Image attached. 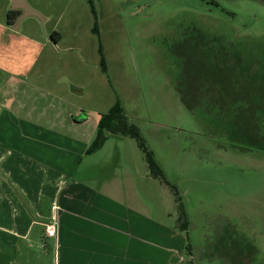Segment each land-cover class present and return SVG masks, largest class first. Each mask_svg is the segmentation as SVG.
Masks as SVG:
<instances>
[{
	"label": "rangeland",
	"instance_id": "obj_1",
	"mask_svg": "<svg viewBox=\"0 0 264 264\" xmlns=\"http://www.w3.org/2000/svg\"><path fill=\"white\" fill-rule=\"evenodd\" d=\"M26 1L50 20L44 27L28 21L35 20L43 35L54 28L63 37L58 54L74 57L88 66L90 81L98 75L104 83V112L119 100L139 127L158 177L148 174L134 138L112 135L101 157L108 163L115 151L127 154L119 171L138 196L135 206L170 230L185 224V264H264V114L253 118V138L244 108L231 112L201 100L197 108L193 98L187 109L178 92L183 65L176 53L183 42L205 35L202 52L237 51L249 71L262 74L264 1ZM9 7V0H0V11ZM69 46L81 49L66 52ZM89 80L85 87L93 90ZM46 249L45 243L34 247Z\"/></svg>",
	"mask_w": 264,
	"mask_h": 264
},
{
	"label": "crops",
	"instance_id": "obj_2",
	"mask_svg": "<svg viewBox=\"0 0 264 264\" xmlns=\"http://www.w3.org/2000/svg\"><path fill=\"white\" fill-rule=\"evenodd\" d=\"M6 10L0 11V264H185L184 225L170 230L135 206L138 196L119 171L127 154L115 151L108 163L101 157L112 136L88 153L106 113L104 83L98 75L90 81L88 66L74 57L59 55L63 37L54 39V28L43 35L26 19L15 30ZM54 218L57 238L47 235ZM42 243L46 252L37 253Z\"/></svg>",
	"mask_w": 264,
	"mask_h": 264
},
{
	"label": "trees",
	"instance_id": "obj_3",
	"mask_svg": "<svg viewBox=\"0 0 264 264\" xmlns=\"http://www.w3.org/2000/svg\"><path fill=\"white\" fill-rule=\"evenodd\" d=\"M19 14V10H10L8 22L13 24ZM55 36H59V34L52 35L54 39ZM206 41L205 35H199L197 36V43L188 40L180 44L176 50L178 57L182 58L183 65V78L178 86L181 101L189 110L192 109L191 100L193 98H197V108L201 100L203 104L212 108L219 107L222 110L227 107L232 108L234 111L231 112H235L236 109H246L251 114L253 121L251 124L255 129L249 134L252 133L254 138L257 132L253 118L257 114H264V71L260 75L254 70L249 71L250 67L244 64L245 58L237 51L232 52L225 49L216 51L212 48L213 52H202L207 49L203 44ZM203 47L205 49L202 50ZM101 65L105 71L103 58ZM205 110L208 111L209 109ZM112 135L136 139L139 148L145 154L151 174L156 177L160 175L153 154L147 149L141 138L139 127L129 122L119 100L107 113L101 115L96 136L88 149V153L101 149ZM171 189L175 191L174 195H177V189L174 187ZM177 201H180L179 196Z\"/></svg>",
	"mask_w": 264,
	"mask_h": 264
},
{
	"label": "water",
	"instance_id": "obj_4",
	"mask_svg": "<svg viewBox=\"0 0 264 264\" xmlns=\"http://www.w3.org/2000/svg\"><path fill=\"white\" fill-rule=\"evenodd\" d=\"M10 1V10H19L20 14L18 15L17 21L15 24V30L19 29L23 23L28 18L36 19L42 27L47 20L41 13L32 8L26 0H9ZM9 10V11H10Z\"/></svg>",
	"mask_w": 264,
	"mask_h": 264
},
{
	"label": "built area",
	"instance_id": "obj_5",
	"mask_svg": "<svg viewBox=\"0 0 264 264\" xmlns=\"http://www.w3.org/2000/svg\"><path fill=\"white\" fill-rule=\"evenodd\" d=\"M58 221L56 218L52 219L50 223L47 224V235L49 237L57 238Z\"/></svg>",
	"mask_w": 264,
	"mask_h": 264
},
{
	"label": "flooded vegetation",
	"instance_id": "obj_6",
	"mask_svg": "<svg viewBox=\"0 0 264 264\" xmlns=\"http://www.w3.org/2000/svg\"><path fill=\"white\" fill-rule=\"evenodd\" d=\"M8 16V15H7ZM17 18H18V16H17ZM17 18L15 19L16 21H17ZM14 20V23L13 24H15L16 23V21ZM13 24H11V25H13Z\"/></svg>",
	"mask_w": 264,
	"mask_h": 264
}]
</instances>
